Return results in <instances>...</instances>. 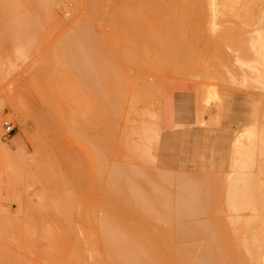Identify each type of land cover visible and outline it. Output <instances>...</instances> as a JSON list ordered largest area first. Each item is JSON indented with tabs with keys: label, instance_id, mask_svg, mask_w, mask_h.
I'll list each match as a JSON object with an SVG mask.
<instances>
[{
	"label": "rangeland",
	"instance_id": "rangeland-1",
	"mask_svg": "<svg viewBox=\"0 0 264 264\" xmlns=\"http://www.w3.org/2000/svg\"><path fill=\"white\" fill-rule=\"evenodd\" d=\"M27 1L28 0H20V1L15 0L16 10L19 11V12L16 11V15H17L16 17L19 18L17 19V22L19 21V23H17L18 28L16 30L19 33L20 40L18 39L19 41L18 40L11 41L10 39H5L0 33V54L2 57V58L0 57V59H2V61L0 60V209L2 208L8 212L13 222L12 228H15L16 231L18 230V233L20 234L29 235L30 237L33 238L31 242L34 241L36 243L31 244L29 241L31 246L28 247L27 245V249L28 250L30 249L32 251L23 250L24 251L23 252L22 249L20 251L19 250L20 248H18L15 243H12L13 237H15V235L17 236L18 234H16L17 232L14 231V229H11L12 237L8 238L6 241L0 238V247L3 249V252L6 251L2 254L0 248V254L7 256L19 252L18 253L19 256L23 254L27 256L28 258V259L26 258L27 260L32 259L30 263L33 262L35 264L37 262L36 264H54V263L59 264L60 262L61 264H63L62 261L63 260L65 261L67 259L66 255H68L69 252L71 250H74L75 248L82 250L84 253H87L88 259L84 261L85 263L83 264H99L98 263L99 261L100 264H103L102 262L105 259V250H106V246L104 245L105 246L104 248L103 242H105L106 240L105 239H103V241L101 240L102 238L105 237H103V234L100 229L103 226L102 224L105 225L106 223L103 222L104 221L103 219H105L107 216L105 213H108L110 220H112L115 223L113 225L119 227L113 226L110 220H107L108 216L107 219H105V221L107 220L109 222V223L107 222L108 223L107 225L110 228H112L114 232L116 233L118 232V234L120 233V235L123 236L124 240H126L127 237L131 235H132L131 237L133 238L136 235L134 238L136 240L139 235L140 239L139 238L138 239L141 240L142 245L145 246V244H143L142 242L144 241L143 238L145 239L147 238L146 243L147 245L148 244L150 245V248L152 247L151 251H153V249L157 247L158 250L159 249L162 250L163 253H166V251L168 252L169 248L170 250H175V249L187 250V248H189V252L191 254L189 259L191 260V256L193 257L195 255L192 258L194 259L192 264H194L195 261H196L195 264H200V261L203 258V254H205L208 251V249H210L209 251H212L210 240L212 241V246H214L215 244L217 246V243L219 244L217 247L214 246L215 249L223 250V248L229 246L232 248L231 250H233V252L236 250L234 249L236 244L235 240L240 241V243L242 241L243 248L241 249L242 246L237 247L238 248L237 251L239 252L241 251V254L243 255L245 254L244 252L245 250H243L244 248L246 249L250 247L254 251L261 250L259 249V247H261L260 244L264 242V240L259 241L260 239L259 237L264 239L263 238L264 230H262L264 226L262 225V223H264V221H262L264 220L262 219L264 218V214H263L264 213V202H263L264 201V171H261L264 170V156H263L264 155V145H263L264 144V135H263L264 134V88H261L260 85L259 88L257 86L258 84H254L253 81L251 80L250 75L247 76L248 73H246L245 75V72H247L248 70L246 71L245 66L243 67L245 69H243L240 63L237 62V60H240L241 62L243 60L246 61V63L253 62L250 64H253L255 66L256 64L257 65L259 64L255 54L252 53L253 48H251L252 51H249V53L248 50H250L249 45H251V43L253 45V42L255 40V39L252 40V38L253 37L256 38L255 35L258 34L257 32H259L258 31L259 29H256L257 30L256 31L255 28L257 27L258 24L260 25V22L262 21V19L260 18L264 19V12H263L264 0H252L253 6H235V7L233 6L230 7L227 11H219L216 15V18L217 21L219 22V25L221 26H218V29H216V31H213V34L210 29L209 6H195L194 3L192 5L191 0L188 4V7L180 6L181 8L179 7L177 8L176 6L175 7L150 6V8H146L148 6H129L131 0H116L117 3L115 0H112L111 3L109 0H102L103 4L100 0H95V1L91 0L92 2L95 3L99 1L98 3L95 4L98 7L92 6L94 4L93 3L91 4V2H89L88 0H81V1L80 0H49L48 2L50 4L48 2L46 3V5L49 6L46 8V5L42 4L44 5L43 8V7H38L40 6L38 5V0H29L28 2ZM100 2L102 6L97 5L100 4ZM108 2L110 3V5L106 4ZM112 4H115L116 6ZM106 7L107 9L109 8L108 11L110 12L112 11L110 13V17L108 15L109 12L107 11ZM169 7L171 9H169ZM89 8L90 9L93 8V10H90ZM143 8L146 9L144 10ZM185 8L189 10H186ZM45 10H48L49 14L47 11L45 12ZM101 10H103V12ZM142 11L143 13L141 14ZM94 13L96 15L99 14L97 17L100 20H98L97 17H95ZM47 15L49 16V18ZM106 15L108 16V18H105ZM46 16L47 18H45ZM104 18L108 19L109 21L107 22L106 20L104 22ZM247 18L249 21L247 20V23H245ZM249 18H251L252 21ZM257 19L260 21L257 22ZM20 21L22 24L20 23ZM28 21L30 25L34 22L33 23L34 26L32 25L30 26L26 24V26L23 27L24 24L27 23ZM35 21L38 24H36ZM92 21L96 25L92 24ZM110 21H112L113 24V25L111 24L112 27L111 25H109L111 23ZM173 21H175V23ZM106 22L109 24H107ZM255 22H257L258 24ZM3 23H4V19L0 17V31H1V24ZM252 23L256 25L255 28H253L255 25H253ZM176 24L178 26H176ZM224 24L226 25V28H224L225 26L223 27ZM261 24H263V22ZM20 25L22 27H20ZM84 25H85L84 28L87 27V29L91 30L90 32L93 35L95 34L94 36L97 40L95 41L96 43L93 45L92 43L87 42V40L83 39L84 40L83 42L84 43L86 42L84 47L88 48L87 50H89L88 64L87 66L84 65L86 62L84 63L82 60L81 62H83L84 64L81 63L79 68V70L82 73L79 72L80 74H77L78 70L76 69L77 71L75 73L74 71L75 67L72 68V65L68 63L69 62L68 57L70 56L69 50L70 48L76 46L74 45L68 46L66 42L69 41L70 44V42L73 40L71 39V37L72 36L75 37L77 32L83 30ZM96 27L98 29H96ZM179 28L182 29L180 30ZM99 29L100 32H98ZM261 29L264 30V26L260 28V31L263 32V30ZM252 30L256 34L254 32H251ZM222 32L224 33L222 34ZM111 33L114 40L116 39L115 41L111 37ZM219 33L221 34V37L219 36ZM250 33L252 34L250 35ZM243 37H245L246 40L243 39ZM177 38H179L180 41L184 40V42L181 43V45L178 44ZM250 39L253 42H250ZM97 41H99L102 45L100 43H97ZM19 42L21 43V45ZM83 42L81 43L82 45ZM106 42L108 46L105 44ZM243 42L244 44L246 42L245 47H248V50L247 48L245 49ZM73 43L75 44V42ZM89 44L91 45V47L87 46ZM97 44H99L100 46ZM115 44H117V46H115ZM160 44L162 45V47ZM173 44L179 46L176 45L173 46ZM183 44H187L189 48L187 46L184 47L185 45ZM165 46H167V49L164 48ZM61 47L63 48V50ZM92 47L96 48L98 52H105L106 50V52L111 56V58L113 57L112 64L115 66V70L117 71L119 68L118 73L122 72L121 73L122 75L125 76L127 74V76H130L133 79L134 76L136 77L134 88L137 90L135 89L133 90H135L134 92L135 98L138 99L137 101L136 99H134V101L131 102V104L128 103L129 107L132 105L133 106L129 108L128 112H127L128 108H126L123 111L122 118L119 117L118 114L112 113L113 111L111 112L110 111L111 109H108L109 107L108 108L105 107L100 100L94 98V96H96V93L94 92L95 86L93 84L94 79L92 76V74L94 75V69H93L94 63H92L94 62V57H92L94 52L92 51ZM173 47L176 48L174 51H173ZM177 47H178V51H177ZM64 48L67 49L68 52ZM169 49L171 51H169ZM60 50H61L60 53L62 55L59 53ZM97 50L95 51L97 52ZM244 50H246L247 52ZM163 51L164 53H162ZM172 51L178 53L174 54ZM181 51H183V53ZM184 51L187 52L190 51L191 57L189 55L190 53L188 54L187 52L185 53ZM65 52L67 56L66 57L67 61L63 60L62 58L65 55ZM125 53L127 55L131 53V55L135 56V59L133 61L134 63L130 60H126V58L122 59L123 57L121 56L126 55ZM250 53H252L251 54L252 56L249 55ZM114 54L117 59L115 58ZM144 54L145 55L159 54L161 56L160 62L162 61V59L163 61L165 59L166 63L165 62L164 63L165 65L166 64L167 65L163 66V61H162V63H159L160 64L159 66L161 67L162 65L163 68L162 67L161 69L157 68L159 67L158 64H156L157 60H154L155 61L154 65L156 64V67L153 65L152 66L155 69L152 66L146 69L145 67L141 66V59L144 56ZM245 54L248 56L249 61L246 60L247 56ZM159 55L154 56V59H156V57H159ZM185 57L186 58L188 57L187 60L185 59ZM192 58L194 59L195 62L193 61ZM253 59L254 61H252ZM116 60L118 63L116 62ZM64 61L67 62L69 65L65 64L67 65L65 66ZM124 61L125 62L128 61V62L125 63ZM178 61L179 63L181 62L182 63L179 64L177 63ZM129 62L131 64H129ZM174 62L176 63V65L174 64ZM185 62H187L186 68L184 67L186 66ZM117 64L120 65L121 67L117 68ZM170 64L171 67L168 66ZM182 64H184V66ZM196 64L198 65V67ZM70 65H71V67H69L70 69L67 68ZM176 66L178 70L179 67L182 66L181 71L179 70L180 72H178ZM204 66H206V68H204ZM88 67H90V69ZM183 67L188 71L185 70ZM84 68H86V70ZM175 68H176V72H174L173 74L175 75H173L172 72L173 69ZM121 69L123 71H121ZM87 70L89 72H87ZM196 70L199 71L201 70V72L199 73H205L204 75L207 76L206 77L203 76L202 78L201 77L202 75L201 76L198 75L199 77L197 76L196 78V74H197ZM177 72L178 75H176ZM189 72L191 74H189ZM81 74H84L83 77L85 76L84 78L81 76L82 79L79 77ZM193 75L195 76V78ZM104 76L105 77L103 83L106 84L108 81L107 78L108 76L107 75ZM74 77L75 78L77 77V79H75ZM88 77L89 79H86ZM207 77L208 78L211 77V78L208 79ZM78 78H80L81 80L79 79L80 81H76L78 80ZM245 78L247 80H245ZM145 80L147 82H145ZM81 81L85 87L88 86L90 88V89L87 88V91L89 89L88 91L89 94L92 93L93 96L91 97V99L94 98V102L93 100L91 101V99L86 100V98H90V97L87 96L88 92H86V89L81 87L83 85L77 84L79 82L81 83ZM246 81L249 82V84ZM87 82L90 83L88 84ZM140 82L142 83L144 89L146 88V90L153 92V94L151 92H149L148 94L147 92L144 93L143 91L144 89H142ZM143 83H145L146 85H143ZM150 83L152 85H150ZM158 83H160L159 85L160 88L158 86ZM156 86L158 90L157 92L155 91L156 92L155 93L154 90L151 88L154 87L156 90ZM91 88L93 89L91 90ZM198 88H200V90H198ZM84 89L85 91H83ZM202 90L205 93H202ZM72 91L74 93L76 92L74 96ZM196 92H198L199 94L198 93L196 94ZM85 93H87L86 94L87 97L85 96ZM144 94L145 96H143ZM197 95H199V97L200 95H202L200 97L202 98V101H200L201 99L198 97V102L196 103ZM67 96L68 98H66ZM140 98L143 99L141 100ZM96 100H98L97 101L98 104L97 102H95ZM138 101L141 102L138 104ZM78 102L80 103L81 106L79 105ZM94 103H96L97 105L102 104V107L100 105L97 108L99 107L101 109L105 108V110L97 109L95 107L97 105L93 106ZM196 104H198L199 107L198 109ZM75 106H77V108ZM82 110H84L85 112L83 113ZM93 110L94 112H91ZM89 111L93 115L96 112V115L99 117V118L97 117L99 119V122H96L98 121V119H96L95 115L93 116L92 114H90ZM103 111H104V115H103ZM81 112L82 115L84 114L83 118L85 116L87 117L84 120H82V117L80 116ZM202 112H205V114ZM87 113L88 116L86 115ZM112 114L114 115L112 116ZM127 114H129V116H126ZM73 117L75 118L74 119L75 121L72 119ZM76 117L80 118L81 120V121L79 120L80 123L81 122L83 123V121H85V124L87 125L89 124V126L85 124L81 125L80 123L76 124L77 123ZM92 117L95 118L90 119ZM197 118H199V120H197ZM4 121L11 122L12 125L14 126V131L7 137L3 136ZM158 122H159V127H161L160 130L163 134H172V131L165 133L163 131L167 129L176 128L177 126L178 127L180 126L184 130V140L182 142L181 148L178 147L180 143L178 145H175L176 144L175 143L174 144L175 146H173V151H168V152L165 151L162 152L160 150L161 145L159 143L157 145H154L152 148H148L149 146H147L148 143L146 138L147 135H146L145 127L147 128L149 124L151 123L157 124ZM94 124L96 126L95 128H92V125ZM204 124H206L207 126L205 125L206 127H204ZM116 125L117 126L119 125V128H117ZM98 126H101V128ZM74 127L77 130L78 128L79 129L86 128L85 129L86 134L88 135V137L91 138V140H94L93 142L94 145H95V141L98 142V140H100V142L99 143L96 142L97 144L95 146L93 145L91 146L92 144L90 142L91 140L87 137H83L87 135L85 134L82 135L84 132L80 133L82 129L75 132ZM111 129L113 134L112 133L108 134L110 135L109 137L108 135H106V133H108L107 130L111 131ZM252 129H254L255 131L257 130L256 132H254V135L256 136H253V139H251L250 141L247 140L248 144L241 141L243 144L247 145L248 147V149H246L247 147L244 146L245 151L248 154H246L244 151L243 154L244 156H243L242 152L240 154L237 153L236 151L237 149L236 146L233 145L234 143L233 141H235L236 138L242 139L241 137L246 139L245 136H240V134L246 131H251ZM79 133L82 135L83 139L84 138L88 139L86 141H89V144L87 142H84V140L80 138L81 136ZM74 136H78L82 141L78 137H74ZM94 137H96V139L98 140H95ZM106 137L107 138L109 137L111 140H108L109 138L106 139ZM112 138H114V141ZM102 140L105 143L104 142L101 143ZM86 144L91 146V148H89L88 145ZM106 144L108 146L109 151H106L107 149H104L106 147ZM98 145L99 148L100 146H102L103 148L102 147L101 148L103 150L101 148H100L101 150L98 149ZM176 147H178V149ZM95 148L97 150H95ZM91 150L93 151L95 150V152H97V153L94 152L95 156L93 154V151ZM249 151L252 152L249 153ZM102 153L105 155V157ZM101 155L103 156L101 157ZM240 155H242L243 158ZM94 157L98 159L97 160L98 163L96 162ZM106 157L108 160L106 159ZM234 157L236 158V161L242 158L241 159L242 163L236 162L234 160ZM244 157L245 158L249 157L250 159L248 158L246 160ZM244 159L246 160V162H244L245 161ZM99 162H102L100 164L101 166H99ZM248 162H250V164ZM243 163L244 166H242ZM253 164L254 166H252ZM247 165H249V167ZM117 166L120 167L118 168L121 169V171H123L122 169H125L127 170L126 172H128L129 170L134 172L133 176L135 175V177L131 176L132 178L131 177L130 179L127 178V180L126 178H124L123 182L119 180L118 184L115 186L119 187L123 185V183H127V184L133 183L135 184L134 187L136 188V190L138 189L139 192L140 190L142 191L144 190V193L141 191L142 196H144L143 198L146 199L148 195V198L151 199V202L153 203L151 206H150L151 203L148 202L150 201L149 199H146L148 201L143 199L147 203L146 202L144 203V201H142L143 206L141 204L140 209H139L140 206L137 207L139 209L138 211H140L142 215L140 214V212H136L135 210L136 206H138L139 204L136 206H132L133 203L131 204V202L129 201H127L126 203V201L121 196H118L117 191L115 189L116 187H112V189L116 191L115 193H113V195L109 192L108 193L104 192L105 190L111 189V186H114L112 185L113 179L110 177L111 176L110 174L112 172L110 168L112 167V170L113 169L115 170ZM142 166L145 169L143 171L145 173L142 172L143 170V168H141ZM101 167L107 168V169L104 168L102 169L105 172L102 170L100 171L102 172L101 175L102 178L100 177L101 173L100 174L98 173L100 170L99 168ZM238 170H241V172ZM108 172L110 173L108 174ZM156 173L157 174L159 173V176L160 175H163L164 177L170 176L169 179L172 180H167L161 177L162 180L160 181L159 179L158 181V178L160 177ZM208 173H210V175ZM235 173H237V175L239 174L238 175L239 178L242 179V181L239 179L241 183L240 181L238 182L241 185H238L237 183L238 179L236 178L238 176L237 175L235 176ZM241 174H243L244 176H241ZM203 176H205V178H203ZM200 177H202L203 180H201ZM133 178H138V179L141 178L139 179L140 184L137 182L138 179L136 181ZM144 178L146 179V181L144 180ZM182 178L183 179L186 178L185 180L187 179L188 180L184 184L183 183L181 184L178 181ZM189 178H191V180ZM192 178L195 182L192 180ZM230 178L231 179L236 178L237 184H235L233 179H232L233 182L230 181L229 183V180H231ZM150 179L151 182L149 181ZM106 180L107 183L105 182ZM152 180L154 182H152ZM209 180H211L210 181L211 183L208 182ZM127 181H131V182L128 183ZM165 181L167 183L162 184L165 183ZM191 181L193 184L191 183ZM199 181L200 182L202 181L205 184L202 182L199 183ZM148 182L150 184L146 185V183ZM156 182L157 183L161 182V183L159 185H156ZM176 182L180 183L179 187L176 185ZM105 183L106 185L108 184V186H106ZM113 183L115 184L117 183V181L115 182L113 181ZM151 183H154L153 185L156 187L152 186ZM189 183H190V187H188ZM109 185H111L110 188H108ZM150 185L152 186L151 188L154 190L158 188L153 192V194ZM159 186L161 187L159 188ZM162 186L166 190L162 189L161 191L160 189L162 188ZM192 186L198 189L194 192L195 189ZM232 186L237 187V188L233 187L235 191L237 189L234 197H232L231 195V192L233 191ZM183 187L184 190L185 188L186 189L188 188L186 190V193L183 190ZM227 188H229L230 190ZM243 188L244 189L246 188L247 190L245 189L244 191ZM190 189L193 191H190ZM239 189L241 192L240 197L237 196V194L239 195L238 193ZM255 189L257 190L255 191ZM159 190L162 193H158ZM253 190L255 192H251ZM146 191L148 192L146 193ZM155 192L157 195L155 194ZM188 192H190V194ZM227 192L228 194H226ZM246 192H247L246 197L248 199L245 198ZM104 193H107L108 195H104ZM115 194L116 196L114 197ZM196 194L198 197L196 196ZM203 194L205 195L203 196ZM110 195L111 197L108 198V196ZM227 195L229 196L226 197ZM103 196H105V198ZM193 196L194 197L196 196V198H193ZM229 197L230 198L232 197L231 200L228 199ZM237 197L239 198V200L237 199ZM106 198L108 200H106ZM191 198L196 199L195 201H197L198 203L200 201H198L197 198H199L202 202L200 204L202 206L205 205L206 207L205 211L204 209H201L204 206L201 207L200 204L199 206L197 205L196 208L194 205H196L197 202H194V200H191ZM189 200L191 202L192 201L194 202V203L192 202L194 205H191L192 207L190 206V208H194L197 213L198 212L200 213L201 211L204 214L205 212V215H202L200 213L202 216L200 214L198 216L197 213L194 214L193 216H186L185 218L187 219L190 218V222L189 220H185L184 218L182 219L178 216L180 215L179 212V209L181 207L180 201H183V203L185 204V205L183 204L185 208V206L190 205L188 203ZM205 200L206 203L204 204L203 201ZM247 200L249 202L248 205H247ZM122 201H124L127 205L125 203H123L125 204L123 205ZM231 201L232 202L234 201L236 205L235 207L230 209V207H232V205L230 206V204H232ZM155 203L157 204L155 205ZM179 203H180V207H179ZM106 204H109V206ZM134 204L137 203L134 202ZM206 204L208 205L206 206ZM153 205L155 206L153 207ZM90 207H92L91 210L93 214H91L92 212L89 211ZM198 207L201 208L199 209ZM207 207L211 211H209ZM99 209L101 211H99ZM142 209L144 210L142 211ZM147 209L149 212L147 211ZM161 209H163L164 211ZM229 209L231 211L232 209L233 210L235 209L234 213L237 212V214H231ZM103 210L106 211L104 212ZM221 211H224V214ZM84 212H85V216H84ZM98 212L100 217L98 216ZM143 212H145L144 213L145 215L147 213V215L152 214L154 216L149 215L148 217L151 216L152 217L148 218L147 216L143 215ZM231 215L235 217V218L232 217L235 220L230 219ZM103 216H105V218H102ZM113 217H116L117 221ZM118 218L120 219V221H118ZM236 218H238V220ZM250 218H252V220H250ZM80 219L82 220V222ZM211 219L214 221L218 220V224L221 223V225L223 226V227L219 226L222 229L225 228L226 224L231 226L232 223H234V225H232L233 226L232 228H230V226L228 227L230 228V231L227 227L225 230V231H229L228 235H230L232 238H233V234H235L234 236L235 240H233L234 238L232 239V241L234 242L233 247L230 246V244L233 242L232 241L228 242V240L226 239L229 238L227 236L228 232L224 233V235H226V238L223 239L224 238L222 232L223 230H221L220 228H219L220 232H218L219 229H217L215 225L212 224L215 229L211 225L212 228L209 227L211 231L208 230V224L212 221ZM121 221L122 223L124 222V227ZM199 221L200 223L206 222L207 225L204 223L200 224ZM214 221L211 223H215ZM236 221L238 222V225H236L237 223ZM73 222H76L77 224ZM85 222L87 224H85ZM188 222L189 223L195 222V224L201 227L200 229L202 230H200L199 227H197L194 223H191L193 225V227H191V225ZM250 222L251 225H249ZM181 223L188 224V226L190 225L191 228L187 226L186 229L185 224H184L185 228L183 226L181 227V225H183ZM100 224H101V228H100ZM203 224L207 227V228L205 227L206 229L204 228ZM241 224L244 227V228L242 227L243 231L241 229L242 226ZM125 226H127L126 229L129 232V234H131L128 235L127 232L126 233L128 235L127 237L124 232L120 231L123 230V228L125 229ZM71 227L73 228L75 233L74 231L71 230L72 229ZM195 227L198 228L199 230V232L198 231L196 232L197 230L196 229L195 232L197 234L198 233L201 234L202 232L201 237L203 236V238H201L200 235L198 234L196 235L197 236L196 239L195 235L192 234L194 232V229L193 230L191 229ZM86 228H88V230ZM180 228H183L184 231L186 232L188 231V232L185 235H181L180 233H178L180 231ZM233 228L238 229L239 231L231 230ZM88 231L92 233H89ZM87 232L89 233V235L86 236ZM231 232L233 234H231ZM237 232L240 234H238ZM155 233L158 235H156ZM220 233H222L223 236V238L221 239L222 236L220 235L221 236L219 237L220 240L216 238L215 239L209 238L210 236H212V234L213 236L217 234V236L215 237L218 238L219 236L218 234ZM244 233L245 236H243ZM259 233H261L263 236H260ZM30 234H32V236ZM140 234H143V237H141L142 235ZM153 234H155L156 236ZM187 234L189 236H192L188 238V240L184 238V236L185 237L188 236ZM241 234L242 236H240ZM94 235L96 236V239H94L95 238ZM144 235L146 237H144ZM238 235L240 237H238ZM161 236L162 237L166 236V238L164 237L162 238ZM198 236L200 238H198ZM237 237L238 239H236ZM75 238L76 240L74 241ZM9 239L10 241L7 242ZM93 240L95 241V245H93L94 242L92 243ZM129 240L130 237L126 242H129ZM163 240H165V242ZM213 240L216 242L218 240L219 242L216 243ZM225 240L230 244L228 245L226 243L225 244L226 246L224 247L222 243H225L224 242ZM73 241L75 244H73ZM199 241L202 245L199 244L200 246L197 247L198 246L197 243H199ZM258 241L261 243L259 244ZM139 242L140 241H138V243ZM187 242H189L190 244ZM207 242L208 243L210 242L209 243L210 245L208 244L210 247L206 244ZM27 243L28 241L25 242V245ZM150 243L152 244L154 243V244L151 245ZM205 244L208 246L207 249L205 248ZM221 244L223 245V248H221L222 246ZM258 244L259 247H257ZM106 245L108 247V244ZM129 245L132 246L133 248L135 246L131 244ZM167 245L169 248L166 247ZM252 245L256 246L257 248L253 247ZM94 246H96L97 248ZM237 246H239V242ZM92 247L94 248V250H92L93 249ZM137 247L141 248L140 246ZM163 247L166 249V251H164ZM150 248L148 247L145 250L150 251ZM157 248L154 250L157 251ZM88 249L91 251H89ZM97 249L99 250L98 252ZM193 249L194 250L197 249L195 251L197 252V254H194L195 252L193 251ZM157 254L158 251L154 253L153 257L156 258ZM241 254L238 255L239 256L238 261L239 259L240 261L236 262L237 258L235 257H238L237 254H235L234 256V254L231 253V255H233L236 260L233 259L232 256L229 260V263L227 260V263L242 264L243 258H240ZM99 255H101V259ZM159 255L162 256L164 254L161 255L160 253ZM91 256L92 258H94V260L91 258ZM197 256L199 257L202 256V258H199ZM2 257H0L1 260L4 259V257L3 258ZM162 257H164V260L161 259L163 260V262L161 263L160 261L159 262L160 264H165V262L166 264L167 263L169 264V262L171 264H177V262L172 261L170 256L166 254L165 256ZM146 259H148V256ZM157 259L158 258H156L153 264H156L158 262ZM90 260L91 262L92 261L94 262L91 263ZM0 264H2L1 261ZM67 264H72V263L67 262Z\"/></svg>",
	"mask_w": 264,
	"mask_h": 264
},
{
	"label": "bare ground",
	"instance_id": "bare-ground-1",
	"mask_svg": "<svg viewBox=\"0 0 264 264\" xmlns=\"http://www.w3.org/2000/svg\"><path fill=\"white\" fill-rule=\"evenodd\" d=\"M20 1V0H19ZM29 1V0H28ZM27 1V2H28ZM43 1V2H42ZM49 0H38V5H40V6H38V7H43L44 5H42V4H45L46 5V3L48 2ZM81 1V0H80ZM89 2H91V4L93 3L94 5H92V6H96L95 4L96 3H98V2H92L91 0H88ZM95 1V0H94ZM101 2H102V4H103V1L102 0H100ZM110 1V3L112 2V0H109ZM116 1V0H115ZM45 2V3H44ZM101 2H100V4H97V5H101ZM189 2H190V0H131V3H130V5L129 6H148V7H146V8H150V6H176L177 8L179 7V8H181L180 6H183V7H188V4H189ZM191 2H192V5H193V3L195 4V6H209V10H210V29H211V31H212V34H213V31H216V29H218V26H221V25H219V22L217 21V18H216V15H217V13L219 12V11H227L230 7H235V6H253V1L252 0H191ZM22 3V2H21ZM49 3V2H48ZM84 3V2H83ZM110 3L108 2V3H106L107 5H110ZM116 3H117V1H116ZM115 3V4H116ZM50 4V3H49ZM115 4H112V5H115ZM106 5V6H107ZM117 5V4H116ZM115 5V6H116ZM191 5V4H190ZM49 6V5H48ZM47 5H46V8L48 7ZM90 6V5H89ZM88 6V7H89ZM102 6V5H101ZM122 6V5H121ZM126 6V5H125ZM264 6V5H263ZM96 7H98V6H96ZM109 7V6H108ZM112 7V6H111ZM117 7H119V6H117ZM44 8V7H43ZM123 8V7H122ZM121 8V9H122ZM141 8V7H140ZM145 8V9H146ZM192 8V7H191ZM88 9V8H87ZM90 9V8H89ZM105 9V8H104ZM106 9H107V7H106ZM111 9V8H110ZM114 9V8H113ZM117 9H119V8H117ZM139 9V8H138ZM144 9V8H143ZM144 9V10H145ZM169 9H171L170 7H169ZM176 9V8H175ZM186 9V8H185ZM194 9V8H193ZM43 10V9H42ZM90 10H93V8H91ZM95 10V9H94ZM97 10V9H96ZM109 10V8L107 9V11ZM112 10V9H111ZM173 10V9H172ZM186 10H189V9H186ZM185 10V11H186ZM16 4H15V0H0V14H1V16L0 17H2L3 19H4V23L3 24H1V31H0V33L2 34V36L5 38V39H10L11 41H17L18 39L20 40V36H19V33L17 32V28H18V25H17V23H19V21L17 22V19H19L18 17H16L17 15H16ZM48 12V10H45V12ZM102 12H103V10H101ZM128 11V10H127ZM177 11H178V9H177ZM180 11V10H179ZM17 12H19V11H17ZM42 12V11H41ZM93 12H95V11H93ZM93 12H92V14H93ZM97 12V11H96ZM105 12V11H104ZM109 12V17H110V13L112 12H110V11H108ZM125 12V11H124ZM139 12V11H138ZM169 12H171V11H169ZM191 12V11H190ZM264 12V11H263ZM106 13V12H105ZM143 13V11L141 12V14ZM172 13H173V11H172ZM181 13H182V11H181ZM222 13V12H221ZM19 14V13H18ZM48 14H49V12H48ZM95 14V13H94ZM130 14V13H129ZM220 14V13H219ZM99 15V14H98ZM98 15H96L95 14V17H97ZM125 15V14H124ZM221 15H223V14H221ZM19 16V15H18ZM48 16V15H47ZM47 16L45 17V18H47ZM101 16V15H100ZM107 16V15H106ZM105 16V18H108V16L106 17ZM172 16V15H171ZM178 16V15H177ZM20 17V16H19ZM21 17H22V15H21ZM104 17V16H103ZM174 17V16H173ZM222 17H224V16H222ZM48 18H49V16H48ZM100 18V17H99ZM104 18V22L107 20V22L109 21L108 19H105ZM172 18V17H171ZM177 18H179V17H177ZM97 19H98V17H97ZM102 19V18H101ZM176 19V18H175ZM249 19H251V18H249ZM259 19V18H258ZM257 19V22H259L260 20H258ZM260 19H262V21L260 22V25L257 23V22H255V23H257L258 25H257V27H256V25L254 24V23H252L253 25H255L253 28H255V30L256 29H259L258 31L259 32H257L258 34H256L253 30L251 31V32H254L255 34V37L256 38H254L253 36V38H252V40L253 39H255L254 40V42L253 41H251V39H250V42H253V45H252V43H251V45H249V47H250V50H248V47H245V45H246V42H245V44H244V42H243V44H244V47H245V49L247 48V50H248V53H249V51H252V49L251 48H253V51H252V53L253 54H255V56H256V58L258 59L257 61L259 62V64L257 65L256 64V66L255 65H253V64H250V63H253V62H250V63H246V61H243L242 59V62L240 61V60H237V62L238 63H240V65L242 66V68L245 66L246 67V71L247 72H245V75H246V73H248L247 74V76L248 75H250V77H251V80L253 81V83L254 84H258L257 86L259 87V85H260V87L261 88H264V30L263 29H261V30H263V32H261L260 31V28H262L263 26H264V19L263 18H260ZM29 20V19H28ZM47 20V19H46ZM98 20H100V19H98ZM182 20H183V18H182ZM181 20V21H182ZM247 20H248V18L246 19V22H245V20H244V22L245 23H247ZM249 21V20H248ZM251 21H252V19H251ZM39 22V21H38ZM104 22H102V23H104ZM106 22V23H107ZM111 23L109 24V23H107V24H109V25H111L112 24V21H110ZM174 23H175V21H173ZM184 22V21H183ZM182 22V23H183ZM263 22V24H261ZM20 23H21V21H20ZM34 23V22H33ZM33 23L31 24L32 26H34L33 25ZM35 23H36V21H35ZM178 23V22H177ZM22 24V23H21ZM23 24H24V22H23ZM26 24H28V25H30L29 24V21L27 22V23H25L24 24V26L23 27H25L26 26ZM36 24H38V23H36ZM35 24V25H36ZM89 24H90V21H89ZM89 24H87V25H89ZM92 24H94L93 23V21H92ZM101 24V23H100ZM180 24V23H179ZM30 25V26H31ZM94 25H96V24H94ZM113 25V24H112ZM112 25H111V27H112ZM182 25V24H181ZM262 25V26H261ZM90 26H93V25H90ZM106 26V25H105ZM173 26H174V24H173ZM176 26H178L177 24H176ZM176 26H175V28H176ZM184 26V25H183ZM225 26V27H224ZM246 26V25H245ZM20 27H22L21 25H20ZM85 27V25L83 26V28ZM180 27V26H179ZM185 27V26H184ZM223 27L224 28H226V25L224 24L223 25ZM259 27V28H258ZM82 28V29H83ZM90 28H92V27H90ZM105 28V27H104ZM178 28V27H177ZM183 28V27H182ZM182 28H179L180 30L182 29ZM96 29H98L97 27H96ZM184 29V28H183ZM228 29V28H227ZM80 30H81V28H80ZM151 30V29H150ZM149 30V31H150ZM187 30V29H186ZM231 30V29H230ZM77 31H78V29H77ZM76 31V32H77ZM91 30H89V29H87V27L86 28H84L83 30H81L80 32H77L76 33V35H75V37L74 36H72L71 37V39H73L71 42H70V44H69V41L68 42H66L67 43V45L68 46H76V47H73V48H70V50H69V53H70V56L68 57V60H69V62L68 63H70L71 65H72V68L73 67H75L74 69V71H75V73H76V71L78 70V73L77 74H80L79 72H81L80 70H79V68H80V64L81 63H83L84 65H86L87 66V64H88V51L89 50H87L88 48H85L84 46H85V43L83 42L84 40L83 39H85V40H87V42H90V43H92L93 45L96 43L95 41L97 40L96 38H95V34L93 35L91 32H90ZM106 31V30H105ZM108 31V30H107ZM152 31V30H151ZM224 31V30H223ZM229 31V30H228ZM257 31V30H256ZM98 32H100V29H99V31ZM110 32H111V29H110ZM174 32V31H173ZM177 32V31H176ZM225 32V31H224ZM224 32H222V34L224 33ZM230 32V31H229ZM249 32H250V30H249ZM248 32V33H249ZM261 32V33H260ZM75 33V32H74ZM180 33V32H179ZM211 33V32H210ZM108 34V33H107ZM177 34V33H176ZM176 34H175V37H176ZM252 33H250V35H251ZM72 35V34H71ZM74 35V34H73ZM249 35V34H248ZM1 36V37H2ZM109 36V35H108ZM182 36V35H181ZM219 36L221 37V34L219 33ZM104 37V36H103ZM111 37L113 38V36H112V33H111ZM110 37V38H111ZM116 37V36H115ZM177 37H179V36H177ZM220 37H219V39H220ZM248 37V36H247ZM75 38V39H74ZM105 39V38H104ZM158 39V38H157ZM157 39H155V40H157ZM178 39V44H180L181 45V43H183L184 42V40L182 41H180V39L179 38H177ZM181 39H182V37H181ZM243 39H245L246 40V38L245 37H243ZM18 40V41H19ZM75 40V41H74ZM113 40H114V38H113ZM116 40V39H115ZM114 40V41H115ZM118 40V39H117ZM176 40V39H175ZM175 40H174V43H175ZM185 40H186V37H185ZM232 40V39H231ZM222 41H223V39H222ZM243 41V40H242ZM73 42H75V44L73 43ZM83 42V45L81 44ZM158 42H159V40H158ZM188 42V41H187ZM14 43V42H13ZM20 43V42H19ZM97 43H100L99 41H97ZM169 43V42H168ZM167 43V44H168ZM172 43V42H171ZM177 43V42H176ZM247 43H249V42H247ZM101 44V43H100ZM106 45H107V42L105 43ZM166 44V45H167ZM170 44V43H169ZM240 44H241V42H240ZM242 44V45H243ZM20 45H21V43H20ZM97 45H99V44H97ZM102 45V44H101ZM161 45V44H160ZM164 45V44H163ZM172 45V44H171ZM171 45H170V48H171ZM174 45H176V44H173V46ZM183 45H185L184 47H188V45L187 44H183ZM64 46V45H63ZM87 46H90L91 47V45L89 44V45H87ZM100 46V45H99ZM108 46V45H107ZM115 46H117V44H115ZM176 46H179V45H176ZM175 46V47H176ZM241 46V45H240ZM252 46V47H251ZM103 47V46H102ZM161 47H162V45H161ZM175 47H173V51L176 49ZM182 47V46H181ZM180 47V48H181ZM62 48V47H61ZM60 48V49H61ZM164 48H166L167 49V46H165ZM179 48V49H180ZM189 48V47H188ZM65 49V48H64ZM105 49H108V48H105ZM240 49V48H239ZM238 49V50H239ZM62 50H63V48H62ZM65 50H67V49H65ZM95 50H97L96 48H94V47H92V51L94 52L93 53V56L92 57H94V62H92V63H94V75L92 74V76H93V84H94V92L96 93V96H94V98H96V99H98V100H100L101 101V103L102 104H104V106L105 107H109L108 109H111L110 111L112 112V113H114V114H118L119 115V117H123L122 116V113H123V111L126 109V108H128L127 109V112L129 111V108L130 107H132V106H130L129 107V105H128V103H130L131 104V102H133L134 101V99H136L135 98V95H134V92H135V90H137V89H135L134 88V83H135V79H136V77L134 76V79L133 78H131L130 76H127V74L124 76V75H122L121 73L122 72H120V73H118V70H119V68L118 67H121L120 65H118L117 64V68H118V70L116 71L115 70V66L112 64L113 62H112V58H111V56L106 52V50H105V52H98V50H97V52L95 51ZM111 50H112V48H111ZM184 50V49H183ZM165 51H167V50H165ZM169 51H171L170 49H169ZM172 51V52H173ZM177 51H178V47H177ZM244 51H246V50H244ZM244 51H242V52H244ZM21 52V51H20ZM30 52V51H29ZM61 52V50L59 51V53ZM67 52H68V50H67ZM111 52H113V51H111ZM182 53H183V51H181ZM180 52V53H181ZM185 53L187 52V51H184ZM247 52V51H246ZM24 53V52H23ZM59 53H58V55H59ZM162 53H164V51L162 52ZM166 53H168V52H166ZM174 54H177V53H175V52H173ZM179 53V54H180ZM184 53V54H185ZM188 54L190 53V51L189 52H187ZM219 53V52H218ZM235 53V52H234ZM252 53H250L249 55L250 56H252L251 54ZM61 54V53H60ZM64 54V53H63ZM120 54V53H119ZM126 54V53H125ZM247 54V53H246ZM245 54V55H246ZM24 55V54H23ZM25 55H26V53H25ZM28 55V54H27ZM62 55V54H61ZM69 55V54H68ZM127 55V54H126ZM126 55H123V56H121V57H123L122 59H125L126 58V60H130V61H134V59H135V56L134 55H131V53L130 54H128L127 56ZM157 55H159V54H154V55H152V54H150V55H145L144 54V56L142 57V59H141V66H143V67H145L146 69L147 68H150V66H155L156 67V64H158V66L160 65L159 63H162V61H163V59H162V61L160 62V55H159V57H156V59H154V56H157ZM187 55V54H186ZM190 55V57H191V53L189 54ZM237 55H238V53H237ZM248 55V54H247ZM246 55V56H247ZM17 56H19V55H17ZM114 56H115V54H114ZM124 56H126V57H124ZM175 56V55H174ZM180 56V55H179ZM254 56V55H253ZM0 57H1V54H0ZM61 57V56H60ZM64 57H65V59H64ZM66 52H65V55L62 57L63 58V60H66L67 61V59H66ZM90 57V56H89ZM178 57V56H177ZM181 57V56H180ZM179 57V58H180ZM196 57V56H195ZM2 58V57H1ZM23 58V57H22ZM115 58H116V56H115ZM159 58V59H158ZM163 58V57H162ZM165 58V57H164ZM171 58V57H170ZM182 58H184V57H182ZM188 58V57H187ZM187 58L185 57V59L187 60ZM237 58V57H236ZM251 58H254V57H251ZM251 58H250V60H251ZM60 59V58H59ZM90 59V58H89ZM117 59V58H116ZM166 59H167V57H166ZM173 59V58H172ZM193 59V58H192ZM239 59H240V57H239ZM249 58H248V56H247V58H246V60H248ZM1 61H2V59H0ZM4 60V59H3ZM83 60V62H81ZM125 60V61H126ZM154 60H157L156 61V64L154 65ZM181 60V59H180ZM191 60V59H190ZM236 60V59H235ZM61 61V60H60ZM92 61V60H91ZM124 61V62H125ZM140 61V60H139ZM159 61V62H158ZM174 61V60H173ZM176 61V60H175ZM193 61H194V59H193ZM249 61V60H248ZM252 61H254V59L252 60ZM56 62V61H55ZM116 62H117V60H116ZM128 62V61H127ZM127 62H125V63H127ZM166 63V61H165V59H164V61H163V66H166L165 65V63ZM184 62V61H183ZM187 62H189V61H187ZM187 62H185V64L187 63ZM195 62V61H194ZM206 62H208V61H206ZM256 62V61H255ZM67 62H65L64 61V65L65 64H68ZM118 63V62H117ZM134 63V62H133ZM169 63V62H168ZM177 63H179V61L177 62ZM182 63V62H181ZM181 63H179V64H181ZM3 64V63H2ZM116 64V63H115ZM129 64H131L130 62H129ZM174 64L176 65V63L174 62ZM204 64H206V63H204ZM208 64V63H207ZM69 65V64H68ZM71 65L70 66H68L67 68H69V67H71ZM183 66H184V64H182ZM197 65V64H196ZM202 65H203V62H202ZM61 66V65H60ZM65 66H67V65H65ZM89 66V65H88ZM136 66V65H135ZM152 66V67H153ZM163 66L161 65V67L163 68ZM168 66H170L171 67V64L170 65H168ZM207 66V65H206ZM206 66H204V68H206ZM62 67V66H61ZM81 67H83V66H81ZM161 67L159 66V67H157V68H160L161 69ZM182 67V66H181ZM181 67H179V70L181 71ZM185 68L187 67V64H186V66H184ZM183 67V68H184ZM197 67H198V65H197ZM203 67V66H202ZM56 68V67H55ZM89 69H90V67H88ZM92 68V67H91ZM154 68V67H153ZM156 68V69H157ZM165 68V67H164ZM176 68H177V66H176ZM176 68L175 69H173V72H172V70H171V72H172V74L174 73V72H176ZM184 68V69H185ZM70 69V68H69ZM77 69V70H76ZM85 70H86V68H84ZM155 69V68H154ZM167 69V68H166ZM183 69V70H184ZM190 69V68H189ZM243 69H245V68H243ZM150 70V69H149ZM158 70V69H157ZM170 70V69H169ZM177 70H178V68H177ZM178 70V72H180ZM185 70H187V69H185ZM184 70V71H185ZM192 70V69H191ZM191 70H190V72H191ZM204 70V69H203ZM215 70H216V68H215ZM121 71H123L122 69H121ZM148 71V70H147ZM188 71V70H187ZM197 72V74H196V78H197V76L198 75H202L201 77L203 78V76H205L204 74L205 73H199V72H201V70L199 71V70H196ZM71 72V71H70ZM87 72H89L88 70H87ZM165 72H166V70H165ZM178 72H177V74L176 75H178ZM189 72V74H191ZM193 72V71H192ZM72 73V72H71ZM82 73V72H81ZM155 73V72H154ZM186 73V72H185ZM121 74V75H120ZM131 74V73H130ZM136 74V73H135ZM140 74V73H139ZM158 74H159V72H158ZM163 74H164V72H163ZM179 74H181V73H179ZM244 74V73H243ZM83 75L84 74H81L79 77L81 78V76L83 77ZM87 75V74H86ZM104 75H107L108 77V81H107V83L105 84V83H103V80H104ZM173 75H175V74H173ZM78 76V75H77ZM89 76V75H88ZM91 76V77H92ZM194 76V75H193ZM207 76V75H206ZM205 76V77H206ZM246 76V77H247ZM85 77V76H84ZM83 77V78H84ZM186 77V76H185ZM199 77V76H198ZM209 77V76H208ZM207 77V78H208ZM242 77H245V76H242ZM75 78V77H74ZM80 78H78V80H76V81H80L81 79ZM107 78H105V79H107ZM194 78H195V76H194ZM211 78V77H210ZM210 78H208V79H210ZM75 79H77V77L75 78ZM80 79V80H79ZM86 79H89V77L88 78H86ZM154 79V78H153ZM159 79V78H158ZM244 79V78H243ZM249 79V78H248ZM142 80V79H141ZM144 80V79H143ZM202 80V79H201ZM245 80H247L246 78H245ZM91 81V80H90ZM160 81H161V79H160ZM84 82H85V80H84ZM142 82H144V81H142ZM145 82H147L146 80H145ZM149 82H150V80H149ZM154 82V81H153ZM247 82V81H246ZM88 83V82H87ZM90 83V82H89ZM88 83V84H89ZM248 84H249V82H247ZM246 83V84H247ZM78 85L80 84H82L83 85V83H82V81H81V83L79 82V83H77ZM140 84H141V86H142V83L140 82ZM149 84V83H148ZM147 84V85H148ZM155 84V83H154ZM247 84V85H248ZM143 85H146L145 83H143ZM150 85H152L151 83H150ZM160 85V83H158V86ZM201 86V85H200ZM243 86V85H242ZM254 86V85H253ZM82 88H85L86 89V92H88L89 91V87L88 86H81ZM137 87V86H136ZM154 87H155V85H154ZM151 88V89H153L154 90V92L156 91L157 92V90H158V88H157V86H156V90H155V88ZM250 87H252V86H250ZM259 87V88H260ZM87 88H89L88 89V91H87ZM139 88V87H138ZM159 88H160V86H159ZM215 88V87H214ZM85 89L83 90V91H85ZM93 88H91V90H92ZM133 89H135V90H133ZM142 89H144V87L142 86ZM197 89V88H196ZM248 89H250V88H248ZM253 89V88H252ZM77 90V89H76ZM90 90V91H91ZM139 90V89H138ZM150 90V89H149ZM160 90V89H159ZM198 90H200V88H198ZM74 91V90H73ZM72 91V92H73ZM80 91V90H79ZM142 91V90H141ZM144 91V93L145 92H147V94L149 93V92H151V91H148V90H146V88L143 90ZM155 92V93H156ZM161 92V91H160ZM159 92V93H160ZM76 93V92H75ZM74 92H73V96H74V94H75ZM139 93V92H138ZM152 94H153V92H151ZM150 93V94H151ZM154 93V94H155ZM198 92H196V94H197ZM202 93H205V92H203V90H202ZM208 93H209V90H208ZM86 94L87 93H85V96H86ZM151 94V95H152ZM158 94V93H157ZM199 94V93H198ZM156 95V94H155ZM203 95V94H202ZM202 95H200V97L202 96ZM69 96V95H68ZM68 96L66 97V98H68ZM88 97H90V98H86V100H90L91 99V97L93 96L92 95V93L91 94H89V92H88V95H87ZM86 96V97H87ZM143 96H145V94L143 95ZM71 97H72V95H71ZM98 97V98H97ZM140 97V96H139ZM155 97V96H154ZM160 97V96H159ZM198 97H199V95H197L196 96V103L198 102ZM199 97V98H200ZM75 98V97H74ZM94 98H92L91 99V101L93 100V102H94ZM143 98H145V97H143ZM143 98H140L141 100L143 99ZM79 99V98H78ZM77 99V100H78ZM138 99V98H137ZM137 99H136V101H137ZM201 100L200 101H202V98H200ZM98 100H96L95 102H97ZM82 101V100H81ZM144 101V100H143ZM145 101H146V99H145ZM141 102V101H140ZM139 101H138V104L140 103ZM74 103V102H73ZM79 103V102H78ZM82 103V102H81ZM89 103V102H88ZM72 104V103H71ZM91 104H92V102H91ZM97 104H98V102H97ZM96 103H94L93 104V106L94 105H97ZM102 104H99V105H97V106H95L96 108L98 107V106H100L101 105V107H102ZM200 104V103H199ZM79 105H80V103H79ZM172 105V104H171ZM197 105V109L199 108L198 107V104H196ZM78 106V105H77ZM77 106H75L76 108H77ZM81 106V105H80ZM136 106V105H135ZM74 107V108H75ZM87 107V106H86ZM137 107V106H136ZM72 108V107H71ZM80 108V107H79ZM203 108V107H202ZM95 109V108H94ZM97 109H101L100 107L99 108H97ZM196 109V110H197ZM76 110V109H75ZM78 110V109H77ZM101 110H105V108L103 109H101ZM170 110V109H169ZM203 110V109H202ZM131 111V110H130ZM198 111V110H197ZM200 111V110H199ZM206 111H208V110H206ZM76 112V111H75ZM82 112L84 113L85 111L84 110H82ZM82 112H81V117H82V120H84L85 118H87L86 116L83 118V115H82ZM90 112V111H89ZM91 112H94V110L93 111H91ZM90 112V114H92ZM126 112V113H127ZM74 113V112H73ZM102 113V112H101ZM121 114V116H120V114ZM125 113V114H126ZM130 113V112H129ZM202 113H204L205 114V112H202ZM75 114V113H74ZM77 114H78V112H77ZM76 114V115H77ZM114 114H112V116L114 115ZM196 114V113H195ZM198 114V113H197ZM200 114V113H199ZM87 116H88V113L86 114ZM93 115V114H92ZM95 117H96V119H98L99 117L96 115V112H95ZM93 115V116H94ZM103 115H104V111H103ZM78 116V115H77ZM79 116V117H80ZM116 116V115H115ZM126 116H129V114H127ZM203 116V115H202ZM67 117V116H66ZM95 117H92V118H90V119H94ZM98 117V118H97ZM195 117H196V115H195ZM199 117V116H198ZM78 117H76V120H77V123L76 124H79L80 122H79V120H80V118H78ZM115 118V117H114ZM116 118H118V117H116ZM203 118V117H202ZM73 120L75 119L74 117L72 118ZM90 119H89V121H90ZM101 119V118H100ZM120 119V118H119ZM208 119V118H207ZM196 120V119H195ZM197 120H199V118H197ZM196 120V121H197ZM75 121V120H74ZM81 121V120H80ZM86 121H87V119H86ZM203 121V120H202ZM207 121V120H206ZM205 121V122H206ZM96 122H99V119H98V121H96ZM124 122H125V120H124ZM174 123V122H173ZM203 123V122H202ZM81 125H83V124H85V121H83V123L81 122L80 123ZM92 124V123H91ZM116 124V123H115ZM199 124H200V122H199ZM85 125H87V124H85ZM84 125V126H85ZM104 125V124H103ZM170 125V124H169ZM206 124H204V127H206L205 126ZM87 126H89V124L87 125ZM94 126V127H93ZM95 124L94 125H92V128H95ZM108 126V125H107ZM117 126V125H116ZM98 127H100L101 128V126H98ZM104 127V126H103ZM103 127H102V129H103ZM171 127V126H170ZM71 128V127H70ZM75 128V127H74ZM74 128H73V131H74ZM78 128V127H77ZM81 128V127H80ZM91 128V127H90ZM117 128H119V125L117 126ZM124 128V127H123ZM82 129V131H80V133H82V132H84L82 135H87L86 134V131H85V129L84 128H81ZM81 129H79L78 128V130L75 128V132L76 131H79V130H81ZM96 129H98V128H96ZM161 127H159V122L156 124V123H151V124H149V126L146 128L145 127V131H146V138H147V143H148V145L147 146H149L148 148H152L154 145H157L158 143L161 145V151L162 152H168V151H173V146H175V145H178L179 143H180V136L179 135H177V128H175L173 131H172V134H163L162 132H161ZM118 131V130H117ZM257 131V130H256ZM254 129H252L251 131H246V132H244V133H242V134H240V136H245L246 137V139L245 138H243V137H241L242 139H240V138H236L235 139V141H233L234 143H233V145L234 146H236V151H237V153H241L242 152V155L244 154V151H245V147L244 146H246L247 147V145H245V144H243L241 141H243V142H245V143H247L248 141L247 140H251V139H253V136H256V135H254V132H256ZM92 132H94V131H92ZM97 132V131H96ZM95 132V133H96ZM107 132L108 133H106V135H108V134H110V133H112L113 134V132H112V129H111V131L110 130H107ZM78 133V132H77ZM79 133V134H80ZM91 133V132H90ZM235 133V132H234ZM73 134V133H72ZM97 134V133H96ZM82 135L80 134V138L82 139V140H84V142H87L88 144H89V141H86V140H88V139H83L82 138ZM264 135V134H263ZM99 136H100V134H99ZM109 137H110V135H108ZM113 136V135H112ZM239 136V137H240ZM74 137H78V136H74ZM83 137H87V138H89L90 140H91V138L90 137H88V135L87 136H83ZM105 137V136H104ZM108 137V138H109ZM79 138V137H78ZM79 138V139H80ZM107 137H106V139H108ZM120 138H121V136H120ZM80 139V140H81ZM94 139L95 140H98V139H96V137H94ZM101 139V138H100ZM113 139V141H114V138H112ZM245 141H244V140ZM257 139V138H256ZM255 139V140H256ZM260 139V138H259ZM81 140V141H82ZM103 140H104V138H103ZM101 141V143L102 142H104V141ZM108 140H111L110 138L108 139ZM254 140V141H255ZM263 140V139H262ZM112 141V142H113ZM261 141V140H260ZM92 144H91V146L93 145V146H95L97 143H99L100 142V140H98V142L97 141H95V145H94V140H91L90 141ZM97 142V143H96ZM105 143V142H104ZM176 143V144H175ZM262 143V142H261ZM88 144H86V145H88ZM175 144V145H174ZM248 144V143H247ZM251 145V144H250ZM253 145V144H252ZM255 145V144H254ZM264 145V144H263ZM91 146H89L88 145V147L89 148H91ZM233 146V147H234ZM249 146V145H248ZM256 146V145H255ZM97 147V146H96ZM102 146H100V148H101ZM178 147H179V145H178ZM178 147H176L177 149H178ZM99 148V145H98V149H100ZM103 148V147H102ZM101 148V149H102ZM251 148H253V147H251ZM100 149V150H101ZM104 149H107L106 151H109L108 150V146H107V144H106V147L104 148ZM246 149H248V147L246 148ZM254 149H255V147H254ZM253 149V150H254ZM95 150H97L96 148H95ZM95 150L93 151V150H91V151H93V154H94V152H95ZM103 150V149H102ZM252 150V151H253ZM259 150V149H258ZM252 151H249V153L250 152H252ZM256 151V150H255ZM262 151V150H261ZM100 152V151H99ZM98 152V153H99ZM95 153H97V152H95ZM128 153H130V152H128ZM245 153H246V151H245ZM259 153V152H258ZM261 153V152H260ZM103 154V153H102ZM246 154H248V153H246ZM245 154V155H246ZM262 154H263V152H262ZM262 154H261V156H262ZM104 155V154H103ZM103 155H101V157L103 156ZM242 155H240L241 157H242ZM94 156H95V154H94ZM100 156V155H99ZM98 156V157H99ZM135 156V155H134ZM244 156V155H243ZM248 156V155H247ZM261 156H259V157H261ZM264 156V155H263ZM104 157H105V155H104ZM250 157H251V155H250ZM252 157H253V155H252ZM95 158V160H96V162L98 163V159L96 158V157H94ZM243 158V157H242ZM241 158V159H242ZM245 158V157H244ZM249 157H247V158H245L246 160L248 159ZM255 158V157H254ZM253 158V159H254ZM102 159V158H101ZM106 159H107V157H106ZM105 159V160H106ZM127 159V158H126ZM241 159L239 160L238 159V161H236V158L234 157V160L236 161V162H241L242 163V161H241ZM244 159V160H245ZM250 159V158H249ZM252 159V158H251ZM103 160H104V158H103ZM103 160H100V161H103ZM108 160V159H107ZM246 160L244 161V162H246ZM125 161H127V160H125ZM251 161V160H250ZM235 162V163H236ZM96 163V164H97ZM102 162H99V166H101L100 164H101ZM104 163V162H103ZM113 163V162H112ZM111 163V164H112ZM120 163H122V162H120ZM124 163V162H123ZM249 164H250V162H248ZM108 164V163H107ZM114 164V163H113ZM246 164V163H245ZM123 165V164H122ZM137 165V164H136ZM239 165V164H238ZM126 166V165H125ZM138 166H140V165H138ZM242 166H244V163H243V165ZM248 167H249V165H247ZM252 166H254V164L252 165ZM108 167V166H107ZM119 166H117V168H118ZM129 167V166H128ZM136 167V166H135ZM104 167H101V168H99L100 170H99V174H100V177L102 178V172H100L102 169H103ZM113 168H114V166H113ZM117 168H115V170L113 169L112 170V167L110 168L111 169V178L113 179V181L115 182V181H117V183H113V181H112V185H114V186H111V185H109V187L108 188H110V186H111V189H108V190H105L104 192H109V193H111L112 195H113V193H115L116 191H117V194H118V196H121L125 201H126V203H127V201H129V202H131V204L133 203V205L132 206H136V205H138V206H136V208H135V210H136V212H140V211H138L140 208H141V204H142V206H143V202L142 201H144L143 199H145V198H143L144 196H142V194H141V191L142 190H140V192L138 191V189L136 190V188L134 187L135 186V184H127V183H123V185H121V186H115V185H117L118 184V182H119V180L121 181V182H123V180H124V178H126V180H127V178H129L130 179V177L131 176H133V173L134 172H132V171H128V172H126L127 170H125V169H122L123 171H121V169H117ZM122 168V167H121ZM141 168H143V170H142V172L145 170L144 169V167L142 166ZM241 168V167H240ZM245 168H246V166H245ZM104 169H107L106 167L104 168ZM109 169V170H110ZM152 169V168H151ZM254 169V168H253ZM134 170V169H133ZM159 170V169H158ZM237 170V169H236ZM250 170H252V169H250ZM102 171H104V170H102ZM162 171V170H161ZM238 171H240L241 172V170H238ZM261 171H264V170H261ZM105 172V171H104ZM135 172H136V170H135ZM147 172V171H146ZM110 172H108V174H109ZM137 173H138V171H137ZM136 173V174H137ZM143 173H145V172H143ZM180 173V172H179ZM191 173V172H190ZM105 174V173H104ZM157 174V173H156ZM171 174V173H170ZM209 175H210V173H208ZM258 174V173H257ZM138 175V174H137ZM158 176H159V173L157 174ZM237 175V173H235V176ZM239 175V174H238ZM237 175V176H238ZM261 175V174H260ZM259 175V176H260ZM140 176V175H139ZM144 176V175H143ZM142 176V177H143ZM157 176V177H158ZM241 176H244L243 174H241ZM256 176V175H255ZM263 176V175H262ZM109 177V178H110ZM133 177H135V175L133 176ZM160 178H158V181H159V179H160V181L162 180L161 179V177L162 178H165V179H167V180H172V179H169V177L170 176H167V177H164L163 175H160L159 176ZM189 177V176H188ZM207 177H209V176H207ZM232 177V176H231ZM246 177V176H245ZM250 177V176H249ZM100 178V179H101ZM110 178V179H111ZM123 178V179H122ZM132 178V177H131ZM201 178V180H203V178H205V176H203V178L202 177H200ZM199 178V179H200ZM220 178V177H219ZM237 179H238V181H237V183L241 180L242 181V179H240L239 178V176L238 177H236ZM236 178H232L233 179V181L235 182V184H237L236 183ZM98 179H99V177H98ZM133 179H135L136 181H137V179L138 178H133ZM133 179H131V180H133ZM139 179H141V178H139ZM139 179H138V183H139ZM186 179V178H185ZM185 179H178L179 181L178 182H180L181 184L183 183H185L187 180H185ZM190 180H191V178H189ZM218 179V178H217ZM231 179V178H230ZM232 179L231 180H229V183H230V181L231 182H233L232 181ZM240 179V180H239ZM244 179V178H243ZM126 180H125V182H126ZM143 180V179H142ZM144 180L146 181V179L144 178ZM143 180V181H144ZM192 180H193V178H192ZM219 180V179H218ZM221 180V179H220ZM249 180V179H248ZM260 180V179H259ZM111 181V180H110ZM150 182H151V179L149 180ZM176 181V180H175ZM194 181V180H193ZM211 180H209L208 182H210ZM241 181H240V183H241ZM250 181V180H249ZM106 183H107V180L105 181ZM128 183H130L131 181H127ZM152 182H154L153 180H152ZM163 182V181H162ZM170 182V181H169ZM168 182V183H169ZM172 182V181H171ZM178 182H176V185L179 187L180 185V183H178ZM189 182V181H188ZM195 182V181H194ZM202 182V181H201ZM200 181H199V183H201ZM220 182V181H219ZM101 183V182H100ZM100 183H98V184H100ZM106 183H105V185H106ZM110 183V182H109ZM135 183V182H134ZM137 183V184H138ZM161 182H156V185H159ZM167 182L165 181V183H162V184H166ZM173 183V182H172ZM191 183H192V181H191ZM202 183H204V182H202ZM211 183V182H210ZM243 183V182H242ZM250 183V182H249ZM256 183V182H255ZM254 183V184H255ZM111 184V183H110ZM122 184V183H121ZM136 184V185H137ZM140 184V183H139ZM148 184H150L149 182L148 183H146V185H148ZM154 183H151V185L152 186H154L153 185ZM171 184V183H170ZM187 184V183H186ZM193 184V183H192ZM191 184V185H192ZM205 184V183H204ZM248 184V183H247ZM251 184H252V182H251ZM259 184V183H258ZM150 185V188L152 187ZM168 185V184H167ZM238 185H241V184H239L238 183ZM246 185V184H245ZM250 185V184H249ZM261 185V184H260ZM106 186H108V184L106 185ZM172 186V185H171ZM182 186V185H181ZM185 186V185H184ZM217 186V185H216ZM237 186V185H236ZM112 187H116L115 189H116V191H114V189H112ZM139 187V186H138ZM137 187V188H138ZM154 187H156V186H154ZM161 186H159V188H160ZM186 187V186H185ZM188 187H190V183H189V185H188ZM193 188H194V186H192ZM233 187L234 186H232V189H233ZM239 187V186H238ZM245 187V186H244ZM120 188V189H119ZM223 188V187H222ZM231 188V187H230ZM234 188H237V187H234ZM256 188V187H255ZM152 189V188H151ZM158 188H156L155 190H157ZM162 189H164L163 188V186H162V188L160 189L161 191H162ZM188 189V188H187ZM186 188H185V190H184V187H183V190L185 191V193H186V190H187ZM195 190H194V192L198 189H196V188H194ZM227 189H229V188H227ZM244 189V188H243ZM246 189V188H245ZM245 189H244V191H245ZM154 189H152V194H153V192L155 191ZM160 190L158 191V193H162V192H160ZM164 190H166V189H164ZM230 190V189H229ZM247 190V189H246ZM250 190H251V188H250ZM257 189H255V191H256ZM168 191V190H167ZM169 191H171V190H169ZM183 191V192H184ZM190 191H193V190H191L190 189ZM227 191V190H226ZM236 191H237V189H236ZM235 189H233V191L231 192V195H232V197H234L235 196ZM239 192V195L237 194V196H239L240 197V189L238 190ZM242 191V190H241ZM254 190L253 191H251V192H255ZM259 191V190H258ZM143 193H144V190L142 191ZM148 191H146V193H147ZM193 192V193H194ZM230 192V191H229ZM107 193H104V195H108ZM189 194H190V192H188ZM192 193V192H191ZM249 193V192H248ZM260 193V192H259ZM155 194H156V192H155ZM154 194V195H155ZM165 194V193H164ZM163 194V195H164ZM188 194V195H189ZM226 194H228V192L226 193ZM246 194H247V192L245 193V198H247L246 197ZM147 195V194H146ZM145 195V196H146ZM157 195V194H156ZM170 195V194H169ZM183 195V194H182ZM193 195V194H192ZM205 194H203V196H204ZM229 195H230V193H229ZM229 195H227L226 197H228ZM243 195V194H242ZM249 195V194H248ZM116 196V194L114 195V197ZM153 196V195H152ZM158 196H160V195H158ZM157 196V197H158ZM196 196H197V194H196ZM196 196L194 197L193 196V198H196ZM203 196H202V198H203ZM209 196H211V195H209ZM214 196V195H213ZM251 196V195H250ZM253 196V195H252ZM255 196V195H254ZM104 198H105V196H103ZM111 197V195L110 196H108V198H110ZM162 197V196H161ZM190 197V196H189ZM198 197V196H197ZM231 197V198H232ZM113 198V197H112ZM193 198H191V200H194V202H197V201H195L196 199H193ZM231 198L229 197L228 199H230L231 200ZM242 198V197H241ZM146 199H149L150 201H148V200H146ZM146 201H148V202H150L151 204H150V206L153 204L152 202H151V199L150 198H148V195H147V197H146ZM198 199V201H200L199 203L197 202V204L196 205H194L190 200V202L188 201V203L190 204L189 206H185V208H184V203H183V201H180V203H181V207H180V203H179V207H180V209H179V212H180V215H178L180 218H184L185 220H189V222H190V218H185L186 216H193L194 214H196L197 212H196V210L194 209V208H190V206L191 205H194L195 207L198 205L199 206V204L200 203H202L201 202V200L199 199V198H197ZM234 199V198H233ZM237 199L239 200V198L237 197ZM248 199V198H247ZM78 200V199H77ZM106 200H108L107 198H106ZM155 200V199H154ZM212 200V199H211ZM216 200V199H215ZM237 200V201H238ZM74 201V200H73ZM76 201V200H75ZM146 201H144V203L146 202ZM157 201V200H156ZM162 201H163V199H162ZM227 201V200H226ZM235 201V200H234ZM232 202V204H230V206L232 205V207H230V209L231 208H233V207H235V202ZM250 201V200H249ZM103 202H106V201H103ZM119 202V201H118ZM134 202L135 203H137V204H134ZM155 202V201H154ZM159 202V201H158ZM166 202V201H165ZM204 202V204L206 203V200L205 201H203ZM213 202V201H212ZM215 202V201H214ZM230 202V203H231ZM239 202V201H238ZM264 202V201H263ZM120 203V202H119ZM123 203H125L124 201H122V204ZM125 203V204H126ZM147 203V202H146ZM163 203H164V201H163ZM192 203V204H191ZM237 203V202H236ZM78 204V203H77ZM105 204V203H104ZM103 204V205H104ZM125 204H123V205H125ZM157 203H155V205H156ZM184 204V205H183ZM225 204V203H224ZM249 204V202H248V200H247V205ZM106 205H108L109 206V204H106ZM127 205V204H126ZM155 205H153V207L155 206ZM162 205V204H161ZM186 205H188V204H186ZM208 204H206V206H207ZM216 205V204H215ZM221 205H222V202H221ZM239 205V204H238ZM140 206V207H139ZM145 206H147V205H145ZM200 206L201 207H203V208H201V209H204V211H205V205H201L200 204ZM250 206V205H249ZM253 206V205H252ZM93 207V206H92ZM92 207H90V212H92V210H91V208ZM137 207H139V209L137 208ZM188 207V208H187ZM192 207V206H191ZM213 207V206H212ZM217 207V206H216ZM215 207V208H216ZM222 207H224V206H222ZM241 207V206H240ZM251 207V206H250ZM104 208V207H103ZM107 208V207H106ZM151 208V207H150ZM161 208V207H160ZM197 208V207H196ZM199 208V207H198ZM199 208V209H200ZM208 208V207H207ZM249 208V207H248ZM252 208H254V207H252ZM251 208V209H252ZM87 209V208H86ZM112 209V208H111ZM212 209V208H211ZM229 209V210H230ZM235 209H238V208H235ZM235 209L233 210L232 209V211H233V213H232V211L230 210V212H231V214H237V212L236 213H234V211H235ZM242 209V208H241ZM75 210V209H74ZM88 210V209H87ZM119 210V209H118ZM144 209H142V211H143ZM161 210H163V209H161ZM208 210H209V208H208ZM222 210V209H221ZM248 210V209H247ZM254 210V209H253ZM99 211H101L100 209H99ZM104 211V210H103ZM106 211V210H105ZM104 211V212H105ZM111 211H113V210H111ZM116 211V210H115ZM147 211H148V209H147ZM164 211V210H163ZM200 211V210H199ZM203 211V210H202ZM203 211V212H204ZM209 211H211V210H209ZM225 211V210H224ZM224 211H221L223 214H224ZM94 212H95V210H94ZM134 212V211H133ZM146 212V211H145ZM145 212H143V215H145L144 213ZM149 212V211H148ZM153 212V211H152ZM214 212H217V211H214ZM250 212H251V210H250ZM88 213V212H87ZM102 213V212H101ZM200 213L202 214V215H205V212H204V214L200 211ZM199 212L197 213V215L199 216V214H200ZM241 213V212H240ZM91 214H93V212L91 213ZM107 216H108V219H107V216H106V218H105V216H103L102 218H105V219H107V220H110V217H109V215H108V213H105ZM140 214H141V212H140ZM149 214V213H148ZM200 214V215H201ZM242 214V213H241ZM264 214V213H263ZM142 215V214H141ZM149 215H152V214H149ZM149 215H147V213H146V215L145 216H149ZM175 215V214H174ZM201 215V216H202ZM206 215H208V214H206ZM211 215V214H210ZM209 215V216H210ZM258 215V214H257ZM260 215V214H259ZM262 215V214H261ZM84 216H85V212H84ZM87 216H89V215H87ZM98 216H99V212H98ZM144 216V217H145ZM152 216H154V215H152ZM151 216V217H152ZM173 216V215H172ZM100 217V216H99ZM151 217H148V218H151ZM235 218L234 216H232L231 215V218L230 219H233V218ZM250 217V216H249ZM251 217H252V215H251ZM255 217H256V215H255ZM87 218V217H86ZM112 218V217H111ZM113 218H115L116 219V221H117V218L116 217H113ZM153 218H155V217H153ZM105 219H103L102 221L103 222H106L105 223V225L104 224H102L103 226H102V228H101V224H100V230H101V232H102V234H103V237H105V238H102L101 240L103 241V239H105L106 241V244H108V247H107V245L105 244V242H103V246L105 245L106 246V250H105V259H104V261L102 262L103 264H153V262H155V260H156V258H158L157 260H158V262L157 263H159L160 261H161V263L163 262V260H164V257H162V256H165V254L166 255H168V256H170V258L172 259V261H175V262H177V264H185L186 262V264H188V263H190V261H191V263L190 264H192L193 263V260L194 259H192L193 257L191 256V260L189 259L190 258V252H189V248H187V250H185V249H181V250H170V248L168 247V245L166 246L167 248H169V250H168V252L166 251V249L164 248V251H166V253H163L162 252V250H158V248L157 247H153L154 249H156L157 248V251H158V254L156 255L157 257L156 258H154L153 256H154V253H156L157 251L156 250H154L153 249V251H151L152 250V247L150 248V245L148 244L147 245V243H146V241H147V238L145 239V238H143L144 239V241H142L143 242V244H145V246H146V248H150V251H146L145 249V246L144 245H142V243H141V240H139L140 238H139V235H138V237H137V239L135 240L134 238H135V236H134V238L133 237H131L132 235L131 234H129V232L127 231V226H125V229L123 228V230H126V231H123V230H120L121 229V227H120V231H122V232H124L125 234L127 233L128 235H131V236H129L130 237V240H131V242H130V240H129V242H126V241H128V239H129V237H127L128 235L126 234V237H127V239L126 240H124V238H123V236L122 235H120V233L118 234V232L116 233V232H114V230L112 229V228H110L107 224L109 223L107 220L105 221ZM155 219H157V218H155ZM154 219V220H155ZM212 219H214V218H212ZM211 219V220H212ZM216 219V218H215ZM221 219V218H220ZM237 220H238V218H236ZM262 219H264V218H262ZM261 219V220H262ZM81 220V219H80ZM99 220V219H98ZM201 220V219H200ZM233 220H235V219H233ZM232 220V221H233ZM250 220H252V218H250ZM118 221H120V219L118 218ZM193 221V220H192ZM202 221H203V219H202ZM214 220H212L211 222H213ZM217 221V224H218V220H216ZM216 221H214L215 223H211L210 221V223L208 224V230L209 231H211V229L209 228V227H211L212 228V226L213 225H215V227L217 228V229H221V230H223L222 232H223V235H224V233L225 232H228L227 233V236L229 237V238H226V235H224V238H223V236H222V233H220V234H218L219 236H218V238L217 237H215V236H217V234L215 235V236H213V234H212V236H210L209 238H211V239H219L220 240V238L219 237H221V239L223 238V239H227L228 240V242H230V241H232V239L233 240H235V234H233L232 232H231V234H233V238L230 236V235H228L229 234V231H230V228H232L233 226L232 225H234V223H232V225L230 226V225H227L226 224V226H225V228H221V227H219V226H222L221 225V223L220 224H216ZM241 221V220H240ZM262 221H264V220H262ZM81 222H82V220H81ZM108 222V223H107ZM110 222L112 223V225L113 224H115L112 220H110ZM172 222V221H171ZM184 222V221H183ZM188 222V223H189ZM198 222V221H197ZM237 222V221H236ZM235 222V223H236ZM243 222V221H242ZM259 222V221H258ZM261 222V221H260ZM73 223H76V222H73ZM99 223V222H98ZM102 223V222H101ZM121 223H122V221H121ZM120 223V224H121ZM191 223H194L195 224V222H191ZM191 223H189L190 225H191V227H193V225L191 224ZM199 223H200V221H199ZM201 223H204V222H201ZM200 223V224H201ZM229 223H230V221H229ZM228 223V224H229ZM77 224V223H76ZM85 224H87L86 222H85ZM181 224H183V225H181ZM180 225H181V227L183 226L184 228H185V226H184V224L185 223H181ZM204 224H206L207 225V223L205 222ZM203 224V226H204V228L206 227L205 225ZM213 224V225H212ZM223 224V223H222ZM256 224V223H255ZM111 225V224H110ZM111 225V226H112ZM122 225H123V227H124V222L122 223ZM132 225V224H131ZM159 225V224H158ZM186 225V229H187V226H188V224H185ZM190 225L188 226V227H190ZM197 227H199L197 224H195ZM194 225V226H195ZM212 225V226H211ZM217 225V226H216ZM236 225H238V222L236 223ZM235 225V226H236ZM242 225V224H241ZM240 225V226H241ZM245 225V224H244ZM249 225H251V222H250V224ZM259 225H261V224H259ZM258 225V226H259ZM262 225H264V223H262ZM86 226H88V225H86ZM99 226V225H98ZM106 226V227H105ZM108 226V227H107ZM113 226H116V225H113ZM112 226V227H113ZM171 226H172V224H171ZM230 226V228H228ZM246 226H248V225H246ZM257 226V227H258ZM0 229H1V231H0V238L2 239V240H7L8 238H10V237H12L11 236V229H14V231H16L15 230V228H12L13 227V222H12V220H11V218H10V216H9V214H8V212L7 211H5L4 209H0ZM72 227H73V225H72ZM71 227V228H72ZM116 227H119V226H116ZM167 227V226H166ZM190 227V228H191ZM223 227V226H222ZM226 227L229 229V231H225L226 230ZM239 227V226H238ZM242 227H243V225L241 226V229H242ZM260 227V226H259ZM168 228V227H167ZM190 228H188V229H190ZM201 227H199V229H200ZM204 228H203V230H204ZM207 228V227H206ZM205 228V229H206ZM213 228H214V226H213ZM235 228V227H234ZM231 229V230H237V231H239L238 229ZM244 228V227H243ZM17 229H19V228H17ZM87 230H88V228H86ZM137 229V228H136ZM182 229V230H181ZM194 229V232H195V230H196V232L198 231L199 232V230H198V228H192L191 230H193ZM215 229V228H214ZM216 229V230H217ZM220 229H219V231L218 232H220ZM249 229V228H248ZM257 229V228H256ZM261 229H262V227H261ZM24 230V229H23ZM26 230V229H25ZM72 231H74L73 230V228L71 229ZM78 230V229H77ZM77 230H76V233H77ZM86 230V231H87ZM200 230H202V229H200ZM207 230V231H208ZM215 230V231H216ZM262 230H264V226H263V229ZM262 230H260V231H262ZM13 231V232H14ZM71 231V232H72ZM116 231V230H115ZM138 231V230H137ZM242 231H243V229H242ZM254 231V230H253ZM17 232V233H16ZM15 233L16 234H18L17 236L15 235V237H13V242L12 243H15L16 244V246L18 247V248H20L19 250L21 251V249H22V251L23 250H25V251H29L28 249H27V245H28V247H30L31 246V244H35L36 242H31V240L33 239L32 237H30L29 235H26L25 233V235H23V234H20V233H18V230L16 231ZM23 232H25V231H23ZM89 232V231H88ZM87 232V233H88ZM100 232V231H99ZM140 232V231H139ZM146 232V231H145ZM182 232V233H181ZM188 232V231H187ZM186 231H184V229L183 228H180V231L178 232V233H180L181 235H185L186 233H187ZM192 233V234H194L195 235V238L197 239V236L196 235H200V237H201V235H202V232H201V234L200 233ZM205 232H206V230H205ZM241 232V231H240ZM246 232V231H245ZM257 232V231H256ZM74 233H75V231H74ZM86 233V236L87 235H89V233H92V232H89L88 234ZM138 233V232H137ZM152 233H154V232H152ZM177 233V234H178ZM208 233V232H207ZM238 233V232H237ZM236 233V234H237ZM255 233V232H254ZM34 234V233H33ZM36 234V233H35ZM99 234H101V233H99ZM156 234V233H155ZM155 234H153V235H155ZM191 234V233H190ZM215 234V233H214ZM238 234H240V233H238ZM258 234V233H257ZM260 234V236H263L261 233H259ZM12 235H14V234H12ZM31 236H32V234H30ZM80 235V234H79ZM134 235V234H133ZM140 235H142L141 237H143V234H140ZM149 235V234H148ZM156 235H158V234H156ZM155 235V236H156ZM163 235V234H162ZM188 235V234H187ZM221 235V236H220ZM3 236V237H2ZM76 236V235H75ZM95 236V235H94ZM173 236V235H172ZM171 236V237H172ZM178 236V235H177ZM240 236H242V234L240 235ZM239 235H238V237H240ZM243 236H245V233H244V235ZM256 236V235H255ZM28 237H30V238H28ZM101 237V236H100ZM144 237H146L145 235H144ZM150 237V236H149ZM162 237V236H161ZM164 238H166V236H163ZM162 237V238H163ZM168 237V236H167ZM190 237H192V236H187V237H185L184 236V238H186V240H188V238H190ZM194 237V236H193ZM199 236H198V238H200ZM231 237V238H230ZM238 237L236 238V239H238ZM83 238V237H82ZM90 238V237H89ZM94 238V237H93ZM92 238V239H93ZM178 238V237H177ZM176 238V239H177ZM179 238H180V236H179ZM183 238V239H184ZM201 238H203V236L201 237ZM260 238V239H259ZM258 239H259V241L261 240V241H263L264 239H262L261 237H259ZM264 238V237H263ZM48 239V238H47ZM79 239V238H78ZM91 239V240H92ZM94 239H96V236H95V238ZM168 239V238H167ZM192 239V238H191ZM194 239V238H193ZM205 239H206V237H205ZM229 239H231V240H229ZM246 239V238H245ZM35 240V239H34ZM76 240V238L74 239V241ZM89 240V239H88ZM149 240V239H148ZM178 240V239H177ZM190 240V239H189ZM240 240V239H239ZM247 240V239H246ZM249 240V239H248ZM10 241V239L7 241V242H9ZM26 241H28V243L25 245V242ZM29 241H30V243H29ZM74 241H73V244H75L74 243ZM90 241V240H89ZM138 241H140L139 243H138ZM150 241V240H149ZM161 241V240H160ZM159 241V242H160ZM164 242H165V240H163ZM169 241H170V239H169ZM181 241V240H180ZM185 241V240H184ZM207 241H208V239H207ZM214 241V240H213ZM236 242V244L238 245V242H239V246H237L236 244H235V247H234V249H236L234 252H233V250H231L232 248L231 247H229V246H226L225 244L227 243L228 245L230 244V243H228V242H226V240L224 241L225 243H222L223 245H224V247L226 248V251H225V248H223V245L221 246V248H223V250H220V249H215V247L214 246H216V244L214 243V242H216V241H214L213 243L215 244L214 246H212V241L210 240V242H211V247H212V251H209L210 249H208V251L205 253V254H203V258H202V256H197V257H199V258H202L201 259V261H200V264H228L229 263V260H230V258L233 256V255H231V253L232 254H234V256H235V254H237V256L238 255H240L241 254V251L239 252V251H237L238 250V248L237 247H240V246H242L241 247V249L243 248V243H242V241H241V243H240V241H237V240H235ZM258 241V242H259ZM94 242V243H93ZM137 242V243H136ZM162 242V241H161ZM198 242V241H197ZM202 242V241H201ZM209 242V243H210ZM217 242H219L218 240H217ZM216 242V243H217ZM233 242V241H232ZM251 242H253V241H251ZM11 243V244H12ZM85 243V242H84ZM89 243V242H88ZM92 243H93V245H95V241L93 240L92 241ZM149 243V242H148ZM172 243V242H171ZM187 243H189V242H187ZM208 242L206 243L207 245L209 244ZM246 243V242H245ZM249 243V242H248ZM247 243V244H248ZM261 242H259V244H260ZM30 244V245H29ZM80 244H82V243H80ZM129 244H131V245H135L134 246V248L132 247V246H130ZM151 245H153L152 243H150ZM165 244V243H164ZM167 244H169V243H167ZM183 244V243H182ZM185 244V243H184ZM190 244V243H189ZM189 244H187V245H189ZM198 244V246L197 247H199L200 245L199 244H201L200 243V241H199V243H197ZM205 244V248L207 249L208 248V246L210 245H206ZM232 244V245H231ZM230 244V246H232L233 247V245H234V242L233 243H231ZM241 244V245H240ZM259 244H258V246L257 247H259ZM13 245V244H12ZM11 245V246H12ZM86 245V244H85ZM90 245H91V242H90ZM140 246L141 248H139V247H137V246ZM161 245H162V243H161ZM169 245H171V244H169ZM187 245H186V247H187ZM202 245V244H201ZM219 244L217 243V246H218ZM254 245V244H253ZM252 245V246H253ZM263 245H264V242H262L261 244H260V246L261 247H259V249H261V250H259V251H254L252 248H244L243 250H245L244 252H245V254L243 255V254H241V257L240 258H243L242 260H243V263L242 264H264V247H263ZM25 246H26V248H25ZM33 246V245H32ZM76 246V245H75ZM97 246V245H96ZM96 246H94V247H96ZM105 246H104V248H105ZM130 246V247H129ZM196 246V245H195ZM207 246V247H206ZM216 246V247H217ZM249 246V245H248ZM74 247V246H73ZM136 247V248H135ZM142 247H144V248H142ZM183 247V246H182ZM190 247V246H189ZM210 247V246H209ZM213 247H214V249H213ZM247 247V246H246ZM253 247H256V246H253ZM256 247V248H257ZM263 247V248H262ZM1 248V247H0ZM14 248H15V245H14ZM36 248V247H35ZM88 248V247H87ZM93 248V247H92ZM91 248V249H92ZM97 248V247H96ZM185 248V247H184ZM193 248V247H192ZM219 248H220V246H219ZM17 249V248H16ZM191 249V248H190ZM206 249H205V251H206ZM230 250V252H229V250ZM241 249H239V250H241ZM13 250V249H12ZM18 250V249H17ZM18 250V251H19ZM34 250V249H33ZM71 250V249H70ZM89 250V249H88ZM92 250H94V248L92 249ZM147 250H149V249H147ZM197 250V249H196ZM196 250H194L193 249V251L195 252ZM202 250V249H201ZM258 250V249H257ZM30 251H32V250H30ZM85 251H86V248H85ZM89 251H91V250H89ZM96 251V250H95ZM99 250L97 249V252H98ZM156 251V252H155ZM228 251V252H227ZM236 251H237V253H236ZM1 252H2V254L4 253V252H6V251H4L3 252V249L1 248ZM24 252V251H23ZM49 252V251H48ZM161 253V255L162 254H164V255H162V256H160L159 254ZM203 252H204V250H203ZM19 252H17L16 254H18ZM21 253V252H20ZM31 253V252H30ZM191 253H193V252H191ZM2 254H0V257H4V259H0V261H1V263L2 264H32V263H30V261L32 260V259H29V260H27L28 258H27V256H25V255H23V254H21L20 256H19V254L18 255H16V254H13V255H7V256H5V255H2ZM10 254V253H9ZM99 254V253H98ZM97 254V255H98ZM194 254H197V252H195ZM2 255V256H1ZM29 255V254H28ZM92 255V254H91ZM193 255V254H192ZM243 255V256H242ZM95 256V255H94ZM147 256H148V259H146L147 258ZM234 256H233V259H235V258H237V260H236V262H239L240 261V259H239V261H238V258H239V256L238 257H235L234 258ZM2 257V258H3ZM96 257V256H95ZM99 257H100V259H101V255H99ZM153 257V258H152ZM159 257H162V258H159ZM27 258V259H26ZM66 260L64 261H62L63 262V264H67V262H70V263H72V264H83V263H85L84 261H86L87 259H88V255H87V253H84L82 250H80V249H75L74 248V250H71L70 252H69V254L68 255H66ZM91 258H92V256H91ZM90 258V259H91ZM93 260H94V258H92ZM150 259V260H149ZM154 259V260H153ZM160 259V260H159ZM161 259H163V260H161ZM148 260V261H147ZM189 260V261H188ZM227 260H228V263H227ZM235 260H234V262H235ZM29 261V262H28ZM34 261V260H33ZM35 262V261H34ZM59 262V261H58ZM89 262V261H88ZM90 262H91V260H90ZM94 261H92L91 263H93ZM37 263V262H36ZM35 263V264H36ZM57 263V262H56ZM99 264H100V261L98 262ZM156 263V264H157ZM195 263H196V261H195ZM194 263V264H195ZM34 264V263H33ZM55 264V263H54ZM59 264H61L60 262H59ZM160 264V263H159ZM165 264H166V262H165ZM168 264V263H167ZM169 264H171L170 262H169Z\"/></svg>",
	"mask_w": 264,
	"mask_h": 264
},
{
	"label": "built area",
	"instance_id": "built-area-1",
	"mask_svg": "<svg viewBox=\"0 0 264 264\" xmlns=\"http://www.w3.org/2000/svg\"><path fill=\"white\" fill-rule=\"evenodd\" d=\"M14 131V126L11 122H3V136L7 137Z\"/></svg>",
	"mask_w": 264,
	"mask_h": 264
},
{
	"label": "crops",
	"instance_id": "crops-1",
	"mask_svg": "<svg viewBox=\"0 0 264 264\" xmlns=\"http://www.w3.org/2000/svg\"><path fill=\"white\" fill-rule=\"evenodd\" d=\"M177 128V135L180 136V145H179V148H181V145H182V142L184 140V130L179 126L176 127ZM175 128H172V129H167V130H164L163 132H170V131H173Z\"/></svg>",
	"mask_w": 264,
	"mask_h": 264
}]
</instances>
